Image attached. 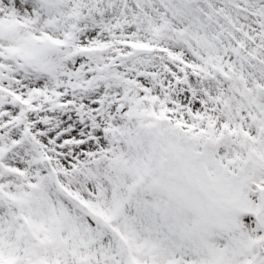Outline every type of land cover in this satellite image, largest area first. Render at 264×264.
Returning a JSON list of instances; mask_svg holds the SVG:
<instances>
[{"label":"snow or ice","instance_id":"snow-or-ice-1","mask_svg":"<svg viewBox=\"0 0 264 264\" xmlns=\"http://www.w3.org/2000/svg\"><path fill=\"white\" fill-rule=\"evenodd\" d=\"M0 264H264V0H0Z\"/></svg>","mask_w":264,"mask_h":264}]
</instances>
